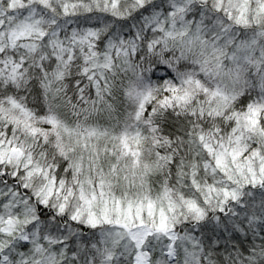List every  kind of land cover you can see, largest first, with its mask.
Masks as SVG:
<instances>
[{
    "label": "snow or ice",
    "instance_id": "1",
    "mask_svg": "<svg viewBox=\"0 0 264 264\" xmlns=\"http://www.w3.org/2000/svg\"><path fill=\"white\" fill-rule=\"evenodd\" d=\"M0 264H264V0H0Z\"/></svg>",
    "mask_w": 264,
    "mask_h": 264
}]
</instances>
